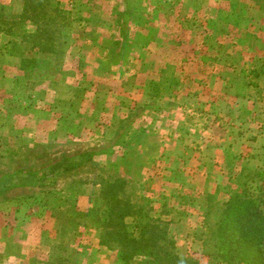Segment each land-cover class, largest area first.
Here are the masks:
<instances>
[{"label":"rangeland","instance_id":"rangeland-1","mask_svg":"<svg viewBox=\"0 0 264 264\" xmlns=\"http://www.w3.org/2000/svg\"><path fill=\"white\" fill-rule=\"evenodd\" d=\"M247 74L264 90V0H0V264H145L141 232L162 264H264Z\"/></svg>","mask_w":264,"mask_h":264},{"label":"trees","instance_id":"trees-1","mask_svg":"<svg viewBox=\"0 0 264 264\" xmlns=\"http://www.w3.org/2000/svg\"><path fill=\"white\" fill-rule=\"evenodd\" d=\"M136 133H134L133 136H135ZM133 136H129L128 139L123 140V142H121L120 146L124 147V148L130 147L132 145L131 143H132ZM109 152L111 155H113L112 158L109 160L111 162L113 160H114V162H116L121 157L120 155L117 154V151H113L111 149L100 150L97 152L82 153V154H79L75 158H66V159L55 162L48 169H46L42 174L31 175V177L35 180H33L31 178H28V179L31 180V182H33V186L43 185L45 183V181H47L48 179L55 178L63 172H66V171L75 169L77 167H80L82 164L87 165V164L92 163L93 161H99V159H102V157L106 153H109ZM27 176H26V173L20 174L18 179L20 181H25L23 179H26L25 177H27ZM109 202H110V205H112L113 209L118 208L119 204L117 201L110 200ZM126 214L127 213H122L121 215H118V217L123 220V218ZM143 228H145V227H143ZM236 228H237L236 225L231 226L232 232H230V230L228 231L229 234L227 233L226 238H225V240H226L225 242H227V239L234 237V235L236 234L235 233ZM243 228H244V225H242V227L238 230L239 234H238V236H236L237 246H240L244 243L245 247L252 248L253 244L250 241L248 242L247 239L248 240L256 239V237H255L256 233L253 231L251 238H248V236H246L247 233L245 232V229H243ZM150 235H151V232L150 233L147 232L146 234H145V232H141V239L140 240L136 241L134 238H128V239L131 240L132 242H135V244H136L135 247L138 249H141V251H143V253H145V255H148V260L145 262V264H162L163 260L156 252H154L152 250L150 252H147L149 249H153V244H150V242H151V238L149 237ZM126 237H127V235H126ZM139 255H142V254L140 253V254H138V256ZM165 256L168 258L165 260L166 264H190V262L188 261L187 258H185L183 256H178L177 254H173L171 252L165 253ZM122 257L123 258H132L134 256L133 255H132V257L128 256L127 252H124V250H123L122 251Z\"/></svg>","mask_w":264,"mask_h":264},{"label":"crops","instance_id":"crops-1","mask_svg":"<svg viewBox=\"0 0 264 264\" xmlns=\"http://www.w3.org/2000/svg\"><path fill=\"white\" fill-rule=\"evenodd\" d=\"M254 81L255 80L251 79L250 75H248V74L246 75V82H245L244 86L241 87L243 89V92L238 95L239 98H244V99L248 98L249 99L250 96L252 95L251 93H255V92L261 93V95L264 96V90L261 88V86L258 88L255 87L256 84L255 83L253 84ZM238 99H236V101ZM263 101H264V98H263ZM243 110H245V109H243ZM260 117H261V119H260L261 122L255 131V133H256L255 135H257V136H256V138L250 136V139L253 140L254 142H252L251 144L249 143V147L247 146L248 145L247 138H244V136L246 137V135H248V134L241 133V135L236 138V142L233 141V145H237L239 143L244 144L243 147L245 148V150H242L243 151L242 156L244 157V158H241L242 160H246V161L250 160V158H252L253 152H259L260 151L258 149V146H260V147H261V145L264 146V109H262ZM253 118H255V117H253ZM253 118H249V122L253 121L252 120ZM241 127H244V125ZM240 129L242 130L243 128H240ZM242 135H243V138H242ZM240 138H242V139H240Z\"/></svg>","mask_w":264,"mask_h":264}]
</instances>
